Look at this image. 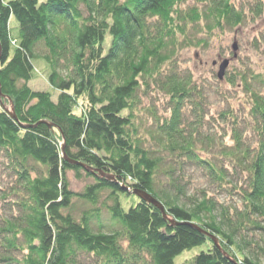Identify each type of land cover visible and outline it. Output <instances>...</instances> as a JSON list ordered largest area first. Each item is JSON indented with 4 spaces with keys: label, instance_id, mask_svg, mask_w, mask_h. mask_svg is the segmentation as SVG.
Segmentation results:
<instances>
[{
    "label": "trees",
    "instance_id": "obj_1",
    "mask_svg": "<svg viewBox=\"0 0 264 264\" xmlns=\"http://www.w3.org/2000/svg\"><path fill=\"white\" fill-rule=\"evenodd\" d=\"M263 9L260 0L247 11L232 0H0V180L11 183L0 184V264H264V72L228 73L247 112L209 116L203 87L177 59ZM39 60L56 95L29 86ZM158 95L153 150L136 113L141 96ZM220 121L227 141L203 131ZM166 157L198 177L181 179ZM69 171L92 182L73 191Z\"/></svg>",
    "mask_w": 264,
    "mask_h": 264
},
{
    "label": "rangeland",
    "instance_id": "obj_2",
    "mask_svg": "<svg viewBox=\"0 0 264 264\" xmlns=\"http://www.w3.org/2000/svg\"><path fill=\"white\" fill-rule=\"evenodd\" d=\"M260 1H262L264 5V0ZM232 2L238 9L244 8L247 11L248 7H251L255 0H232ZM10 26L13 34L17 32V21L14 18L11 20ZM198 35H205V32H201ZM109 39L110 37L108 35L107 40ZM233 43H236L237 45L235 58H233ZM177 59L181 66L180 68L189 69L193 75L194 81H197L199 85L203 87L205 92V97L203 99L204 107L209 111V116L215 112H219L221 108L225 107H228L232 111L234 110L236 113H238V110L243 112L245 108L244 102L246 97L243 93V90L239 85L236 88H230L227 85L225 78L221 80L217 79L216 75L218 71V64L223 59L230 60L224 77H226L228 73L230 74V72H236L235 76H244L247 80H250V77L253 76V74H251L253 71L259 72L263 70L264 72V9L260 17H249L237 27H224L221 30H214L212 34L206 38V43L200 46H190L180 50ZM213 61H216L217 64L213 65ZM34 65L35 76L29 82V86L34 90H48L56 95L53 89L49 86L46 79L47 71L45 62L42 60L35 61ZM162 102L163 99L159 95L151 97L141 96L138 111L136 113V122L139 123L140 133L145 136L146 140L148 141L147 145L153 150L161 149V144L157 140L152 139L149 135V132H152L155 129L154 125L156 122V117L160 113L163 114ZM245 103L247 104V102ZM246 108L249 109V104L246 105ZM245 112H247V110ZM242 115L245 116V114ZM203 131L211 133L216 132L217 137H224L226 141L228 140L230 133L229 127L222 123V121L217 123L215 127ZM249 132L250 130H248V133ZM216 148L205 151L206 153L204 152L203 155L205 156L209 153H216L215 151H218ZM166 162L173 165L175 175L180 174L181 179H183V176H188V174L192 173V179H196L198 177V173L193 166L189 167L188 164V166L182 164V167L178 168V165L168 157H166ZM2 174L3 173H0V176H2ZM165 177L166 174H159V178L164 179ZM68 178L70 189L73 191H80L86 184L92 182V178L86 176H82L81 178L77 179L74 176L73 171L68 172ZM8 180V178L0 180L3 181L0 183L2 184L3 188H8L10 186L11 183L5 186L8 183ZM197 181H200L202 186L206 184L204 178H201ZM193 190L194 187H189L188 193H192ZM104 198L105 196L101 197L103 200ZM220 198L221 200L227 199V197L223 196ZM75 201H77V199ZM122 204L123 207L127 209L131 204L130 198H122ZM7 205L8 203L0 202V209L6 207ZM84 207L85 202H76L74 205V213L77 215L80 214ZM100 218L104 223L110 224L109 216L105 208H101ZM94 224H97L96 219H94ZM102 229L104 231L107 230L105 227ZM196 251V248H194L192 250L183 252L181 255L177 256L175 262L177 263L191 257L194 253H196Z\"/></svg>",
    "mask_w": 264,
    "mask_h": 264
},
{
    "label": "water",
    "instance_id": "obj_3",
    "mask_svg": "<svg viewBox=\"0 0 264 264\" xmlns=\"http://www.w3.org/2000/svg\"><path fill=\"white\" fill-rule=\"evenodd\" d=\"M232 49H233V58H235L236 57V49H237V45H236V43H233L232 44ZM229 62H230V60L229 59H223L221 62H219V64H218V71H217V78H218V80H221V79H223L224 78V75H225V71H226V68H227V66L229 65ZM212 64L213 65H216L217 64V62L216 61H213L212 62ZM1 93H0V98H1ZM10 113H11V116L12 117H14L15 118V113H14V111H13V107L11 106V103H10ZM62 153H63V155L65 156V153H64V148L62 147ZM74 162V161H73ZM74 163H77L78 164V162H74ZM80 165H82L83 167H85V169L86 170H88V171H92V169L90 168V167H87V166H85V165H83V164H80ZM110 178V177H109ZM127 190H129V189H127ZM133 194H135V196H138L139 198H141L142 200H144V201H147V202H150V203H152V204H154L160 211H161V213L163 214V216H165V212H164V209H163V207H162V205L158 202V201H156L152 196H150L149 194H147V193H145V192H141V191H138V190H132L131 191ZM211 237V239L213 240V242H214V244L218 247V248H220V245H219V242H218V239L216 238V237H214V236H210Z\"/></svg>",
    "mask_w": 264,
    "mask_h": 264
},
{
    "label": "bare ground",
    "instance_id": "obj_4",
    "mask_svg": "<svg viewBox=\"0 0 264 264\" xmlns=\"http://www.w3.org/2000/svg\"><path fill=\"white\" fill-rule=\"evenodd\" d=\"M5 106L4 105H1V107L0 108H4Z\"/></svg>",
    "mask_w": 264,
    "mask_h": 264
}]
</instances>
